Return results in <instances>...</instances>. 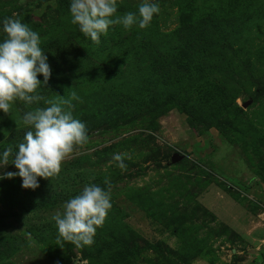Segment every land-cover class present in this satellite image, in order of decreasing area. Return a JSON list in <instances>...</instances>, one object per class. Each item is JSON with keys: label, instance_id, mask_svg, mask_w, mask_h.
<instances>
[{"label": "rangeland", "instance_id": "obj_1", "mask_svg": "<svg viewBox=\"0 0 264 264\" xmlns=\"http://www.w3.org/2000/svg\"><path fill=\"white\" fill-rule=\"evenodd\" d=\"M142 2L117 0V14ZM150 2L149 26H112L97 44L71 0H0V42L5 18L38 32L52 69L38 93L69 101L89 135L35 190L0 180V264H264V0ZM47 106L0 110L10 163L32 130L25 113ZM92 184L112 208L77 246L53 216Z\"/></svg>", "mask_w": 264, "mask_h": 264}, {"label": "clouds", "instance_id": "obj_2", "mask_svg": "<svg viewBox=\"0 0 264 264\" xmlns=\"http://www.w3.org/2000/svg\"><path fill=\"white\" fill-rule=\"evenodd\" d=\"M159 12V5L150 0L139 5V15L134 12L118 15L117 0H71L70 4L71 22L97 44L101 35L108 34L110 27L122 25L127 30L138 24L143 29ZM3 32L6 36L0 42V110L10 113L17 99L27 104L44 100L49 106L25 113L23 122L32 130L25 133L24 142L18 145L11 163L9 157L13 155V149L9 147L0 152V169L14 164L18 171L5 172L0 175V180L19 176L22 187L35 190L39 187L38 178L50 179L58 175L65 159L77 146L87 143L89 135L86 124L74 118L69 101L45 100L38 93L52 75L48 56L40 47L38 32L11 17L4 19ZM39 75H43V81L38 79ZM113 159L122 169L125 167L122 154H114ZM111 208L110 190L92 184L66 201L63 212L54 214L53 220L65 240L77 246H89L94 243L97 228L105 222Z\"/></svg>", "mask_w": 264, "mask_h": 264}, {"label": "water", "instance_id": "obj_3", "mask_svg": "<svg viewBox=\"0 0 264 264\" xmlns=\"http://www.w3.org/2000/svg\"><path fill=\"white\" fill-rule=\"evenodd\" d=\"M244 106H248V103H245ZM184 155L183 154H179V153H175L172 157H171V163H177L179 161H181L182 159H184Z\"/></svg>", "mask_w": 264, "mask_h": 264}, {"label": "trees", "instance_id": "obj_4", "mask_svg": "<svg viewBox=\"0 0 264 264\" xmlns=\"http://www.w3.org/2000/svg\"><path fill=\"white\" fill-rule=\"evenodd\" d=\"M164 161V160H163ZM165 161H167V160H165ZM170 161H171V159H170Z\"/></svg>", "mask_w": 264, "mask_h": 264}]
</instances>
